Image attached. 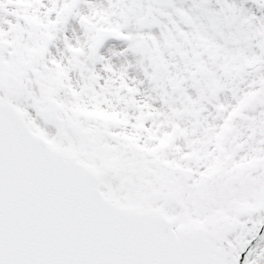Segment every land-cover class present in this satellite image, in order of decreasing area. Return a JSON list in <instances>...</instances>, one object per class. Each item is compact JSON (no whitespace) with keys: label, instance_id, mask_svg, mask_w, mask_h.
Instances as JSON below:
<instances>
[{"label":"snow or ice","instance_id":"snow-or-ice-1","mask_svg":"<svg viewBox=\"0 0 264 264\" xmlns=\"http://www.w3.org/2000/svg\"><path fill=\"white\" fill-rule=\"evenodd\" d=\"M0 264H264V0H0Z\"/></svg>","mask_w":264,"mask_h":264}]
</instances>
